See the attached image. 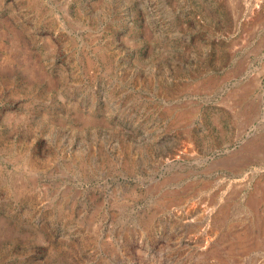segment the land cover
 Instances as JSON below:
<instances>
[{"label": "rangeland", "instance_id": "374dc122", "mask_svg": "<svg viewBox=\"0 0 264 264\" xmlns=\"http://www.w3.org/2000/svg\"><path fill=\"white\" fill-rule=\"evenodd\" d=\"M263 145L264 0H0V264H264Z\"/></svg>", "mask_w": 264, "mask_h": 264}, {"label": "bare ground", "instance_id": "6f19581e", "mask_svg": "<svg viewBox=\"0 0 264 264\" xmlns=\"http://www.w3.org/2000/svg\"><path fill=\"white\" fill-rule=\"evenodd\" d=\"M250 106V105H249ZM245 115V114H244ZM246 128V127H245ZM240 134V133H239ZM254 140V139H253ZM264 146V145H263ZM260 148V147H259ZM248 149V148H247ZM263 151V150H262ZM247 152V151H246ZM262 155H263V152H262ZM256 157V156H255ZM243 161V160H242ZM237 165V164H236ZM244 165V164H243ZM262 238V237H260ZM259 246V245H258ZM244 248V247H243Z\"/></svg>", "mask_w": 264, "mask_h": 264}]
</instances>
